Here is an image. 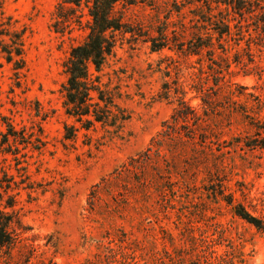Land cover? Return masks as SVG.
<instances>
[{
  "label": "rangeland",
  "instance_id": "obj_1",
  "mask_svg": "<svg viewBox=\"0 0 264 264\" xmlns=\"http://www.w3.org/2000/svg\"><path fill=\"white\" fill-rule=\"evenodd\" d=\"M64 1L0 0V212L17 236L0 264H264V230L234 212L264 222V148L246 146L264 123V43L233 28L190 54L184 0H122L114 49L91 68L111 117L87 130L63 86L90 18ZM182 101L195 138L193 120L142 162Z\"/></svg>",
  "mask_w": 264,
  "mask_h": 264
},
{
  "label": "trees",
  "instance_id": "obj_2",
  "mask_svg": "<svg viewBox=\"0 0 264 264\" xmlns=\"http://www.w3.org/2000/svg\"><path fill=\"white\" fill-rule=\"evenodd\" d=\"M121 1L65 0L59 6L60 13L66 4H73L78 8L85 6L90 18L86 26L89 30L86 40L72 48L70 57L64 65L68 80L63 86L67 114L76 117L87 130L95 123H107L111 117L110 106L114 102L101 89L99 79L93 78L91 68L100 72L106 58L114 49V34L123 28L122 18L117 12V6ZM180 6L189 10L187 16L190 18L191 35L189 40L181 44L189 45L190 54H200L204 50H208L209 53L215 52L214 40L221 41L225 36H230L233 28L237 29V35L240 37L248 33L249 42L264 43V0H184ZM175 10L179 16L183 14L182 8L177 7ZM69 19L66 18L67 21ZM182 27L177 26V31H180ZM173 39L177 40V37L174 36ZM170 40L166 37L164 43L158 46L154 39L152 41L155 49L159 50L166 47ZM22 55L21 45L10 52V61L17 58V69L23 66L20 65L24 62ZM193 120L196 122L195 125L192 124L195 129L187 131L189 134L187 137L190 139L195 138L194 131L199 128L200 116L182 101L171 119L163 124L161 133L153 138L147 150L140 156L142 162L150 161L154 156H160L163 142L170 137L180 136L182 128L187 129L183 127V124L189 126ZM260 124L256 126L258 137L256 139L248 137L246 141V146L249 148H264V123ZM3 136L5 141L12 138L15 143L20 138L12 124H8V132ZM22 139H25L24 135ZM226 200L229 204H233L232 199ZM234 212L240 218L264 230V222L254 217L244 205H235ZM11 224V217L0 212L1 247L13 246L16 243L17 236L10 232Z\"/></svg>",
  "mask_w": 264,
  "mask_h": 264
}]
</instances>
